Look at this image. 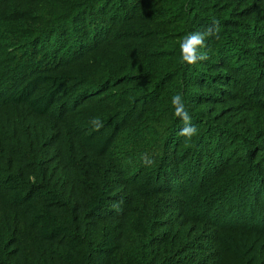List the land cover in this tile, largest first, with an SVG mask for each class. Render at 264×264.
Segmentation results:
<instances>
[{"label": "trees", "instance_id": "obj_1", "mask_svg": "<svg viewBox=\"0 0 264 264\" xmlns=\"http://www.w3.org/2000/svg\"><path fill=\"white\" fill-rule=\"evenodd\" d=\"M0 264H264V0H0Z\"/></svg>", "mask_w": 264, "mask_h": 264}, {"label": "clouds", "instance_id": "obj_2", "mask_svg": "<svg viewBox=\"0 0 264 264\" xmlns=\"http://www.w3.org/2000/svg\"><path fill=\"white\" fill-rule=\"evenodd\" d=\"M214 26L218 25V21H213ZM219 28L210 27L204 32H197L187 36L184 41L181 43V52L182 58L188 64H194L198 59L204 60L207 59L206 53H197V48L205 47L204 41L207 37L218 36ZM172 105L175 108V115L183 121V127L180 129V135L186 137L188 140L192 136L196 135L197 128L191 123V116L186 110L184 103L182 101V96L176 94L172 97ZM145 162H147V155L143 157Z\"/></svg>", "mask_w": 264, "mask_h": 264}]
</instances>
